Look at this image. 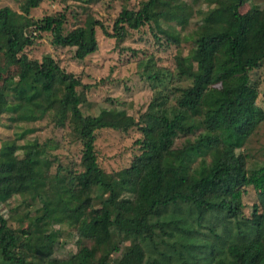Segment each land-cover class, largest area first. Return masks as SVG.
Instances as JSON below:
<instances>
[{
  "label": "trees",
  "instance_id": "trees-1",
  "mask_svg": "<svg viewBox=\"0 0 264 264\" xmlns=\"http://www.w3.org/2000/svg\"><path fill=\"white\" fill-rule=\"evenodd\" d=\"M44 1L20 0L19 12L0 7V73L14 64L20 69L16 79L0 84V121L5 117L12 128L50 114L55 127L68 129L80 144L81 154L75 168L58 165L52 176L42 177L39 168H52L55 147L26 138L33 131L27 128L2 142L0 198L7 204L19 197L26 210L39 207L32 216H11L16 228L0 213V259L6 264H112V255L124 246L127 257L121 264H264V153L251 161L242 150L264 122L258 88L250 80L251 71L264 62V6L252 4L242 13L245 0H206L213 5L204 15L215 17L213 33L197 28L183 35L193 14L189 5L146 0L137 9L123 5L110 34L90 15L69 31L65 12L32 18L31 11ZM164 15L180 27L159 31L177 48V76L190 84L174 88V105L154 95L138 118L124 110L83 114L89 86L62 69L52 54L40 60L26 54L41 33H49L53 46L74 48V58L84 60L98 48L97 28L121 40L150 23L158 28ZM183 40L191 43L186 54L180 49ZM146 78L159 81V72H146ZM39 81L46 104L40 110L33 104ZM132 128L140 133L139 153L128 167L105 172L98 163L96 133ZM19 158L26 160L25 171L17 169ZM63 226L75 232L78 248L67 259H55Z\"/></svg>",
  "mask_w": 264,
  "mask_h": 264
},
{
  "label": "rangeland",
  "instance_id": "rangeland-1",
  "mask_svg": "<svg viewBox=\"0 0 264 264\" xmlns=\"http://www.w3.org/2000/svg\"><path fill=\"white\" fill-rule=\"evenodd\" d=\"M144 1L146 0H130L124 4L118 0H100L83 5V3L74 1L64 4L56 0H46L38 8L33 9L30 16L34 19H40L47 15L65 12L67 17L65 31H69L77 25H82L85 17L90 15L99 20L107 31L112 34L113 22L123 5H126L129 9H137ZM166 1L173 2V0ZM182 1L189 5L193 11L189 24L182 34L186 35L197 28L202 29L205 33H213L215 17L213 15H209L207 18L204 17L205 12L210 10L209 7L213 5L208 6L206 0ZM225 1L218 0L220 3ZM19 4L20 0H0V7L8 6L17 12L20 11ZM252 4L264 6V0H245L240 12L247 11ZM157 23L158 28L150 23L138 30H129L121 40L107 37L100 28H97L98 48L84 60L74 58V48L53 46L49 33H41V37L36 39L35 44L26 50V54L30 58L38 60L41 59L43 54H52L62 69L73 73L81 79L83 84L89 86V89L85 91L87 101L81 106L83 114L97 116L101 110L113 113L124 110L138 118L147 110L154 95L165 96L168 104L174 105L177 96L174 88L185 87L190 84L189 81L177 76L174 64L177 48L168 43L164 34L159 31L160 27L172 31L176 27L174 19L170 15H164L158 18ZM176 29L180 30V27L177 26ZM190 47L191 43L184 40L180 44L183 54H186ZM19 71V66L16 64L7 66L5 71L0 73V84L4 87L7 79H16ZM156 71L159 72V81L146 78V72ZM250 80L251 84L258 88L259 96L256 102L264 109V62L257 69L251 71ZM80 91L81 89H78V92ZM33 104L38 110L46 105L40 81L38 82V96ZM7 123L5 117L0 121V147L3 141L13 139L15 133L24 128L33 130L26 138L37 139L41 144L46 143L55 147L54 150H51L53 155L50 156L52 159L56 157L52 168H39L40 176H52L58 165L75 168V165L79 162L80 144L71 140L68 129L55 127L50 114H46L39 121L23 124L19 127L8 128ZM139 137L140 133L136 128H132L126 133L112 129H103L97 132L95 149L99 166L108 173L128 167L134 156L139 153L138 146L135 143ZM181 141L182 138L177 139L176 146ZM242 150L248 154L251 161L263 158L264 122L258 126ZM25 168L26 160L19 158L18 171H25ZM252 200L253 194L250 190V195L245 198V201L251 203ZM20 201L21 198L17 197L4 204V199L0 198V213L8 220L9 226L12 228L18 227V222L14 218H10L11 216L23 215L26 212H30L32 216L39 207L35 204L26 210V206L22 205ZM133 211L137 215V212ZM16 212L17 215H15ZM26 222L24 220L22 225L25 226ZM76 240L75 232L63 226L59 240L54 246L52 258H69L78 248ZM84 244L89 245V242ZM125 245H128V242ZM126 257L127 250L123 246L119 252L112 255V264H121ZM0 264L6 263L0 259Z\"/></svg>",
  "mask_w": 264,
  "mask_h": 264
}]
</instances>
